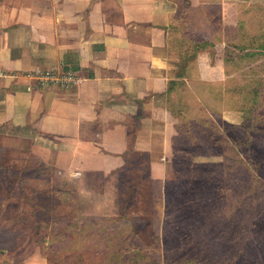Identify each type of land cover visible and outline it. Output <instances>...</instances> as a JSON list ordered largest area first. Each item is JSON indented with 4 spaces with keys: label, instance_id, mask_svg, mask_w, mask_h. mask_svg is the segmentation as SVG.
<instances>
[{
    "label": "rangeland",
    "instance_id": "374dc122",
    "mask_svg": "<svg viewBox=\"0 0 264 264\" xmlns=\"http://www.w3.org/2000/svg\"><path fill=\"white\" fill-rule=\"evenodd\" d=\"M250 12L241 32L226 29L225 101L216 84L206 101L214 121L176 88L170 101L183 118L182 143L163 181L150 178L138 154L129 170L108 174L69 176L30 156L0 172V227L15 233L8 241L18 262L38 249L48 264H264V9ZM185 29H172L173 55L207 50L214 58L215 44L187 50ZM172 63L181 70L183 62ZM51 72L79 80L74 67Z\"/></svg>",
    "mask_w": 264,
    "mask_h": 264
},
{
    "label": "crops",
    "instance_id": "0c3cea01",
    "mask_svg": "<svg viewBox=\"0 0 264 264\" xmlns=\"http://www.w3.org/2000/svg\"><path fill=\"white\" fill-rule=\"evenodd\" d=\"M261 9L264 0H0V172L30 156L69 176L108 174L129 170L138 154L148 158L150 178L163 181L182 143L183 118L170 101L176 88L184 86L192 107H204L201 119L214 121L206 101L215 84L225 101L226 29L241 32L246 15ZM180 24L186 49L215 44L214 58L207 50L189 60L186 52L173 55ZM172 62H183L181 70ZM65 66L77 68L72 91L35 79ZM6 230L0 227V264H48L38 249L18 262L8 241L15 233Z\"/></svg>",
    "mask_w": 264,
    "mask_h": 264
},
{
    "label": "built area",
    "instance_id": "2783aa9c",
    "mask_svg": "<svg viewBox=\"0 0 264 264\" xmlns=\"http://www.w3.org/2000/svg\"><path fill=\"white\" fill-rule=\"evenodd\" d=\"M35 79L43 85L61 84L64 88L68 86H72L73 84L77 83L75 82L76 78L73 75H68L65 77L61 76L58 78L55 77L51 71H47L45 73L39 74L38 76H36Z\"/></svg>",
    "mask_w": 264,
    "mask_h": 264
},
{
    "label": "trees",
    "instance_id": "16d2710c",
    "mask_svg": "<svg viewBox=\"0 0 264 264\" xmlns=\"http://www.w3.org/2000/svg\"><path fill=\"white\" fill-rule=\"evenodd\" d=\"M201 45H202L201 43H196V44H195L196 47H200ZM233 47H234V49H236V50L238 49L237 46H233Z\"/></svg>",
    "mask_w": 264,
    "mask_h": 264
}]
</instances>
